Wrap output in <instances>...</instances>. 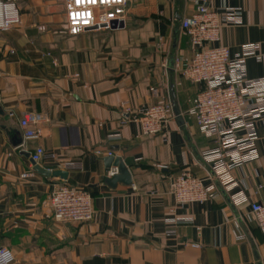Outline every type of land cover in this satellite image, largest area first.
Listing matches in <instances>:
<instances>
[{
  "label": "crops",
  "instance_id": "0c3cea01",
  "mask_svg": "<svg viewBox=\"0 0 264 264\" xmlns=\"http://www.w3.org/2000/svg\"><path fill=\"white\" fill-rule=\"evenodd\" d=\"M13 1L20 23L0 31V105L8 114L0 115V247L11 250L13 264H264V236L248 203L232 206L218 188L214 198L177 205L169 192L183 170L216 186L201 156L214 138L188 113L201 85L174 65L183 125L173 118L164 133L145 136L136 121L139 107L169 99L168 60L192 51L180 20L197 3L240 9L242 23L223 26L216 42L235 55L254 42L264 53V0H126L122 27L76 36L66 33L64 0ZM246 69L250 78L264 77V60L248 58ZM28 113L42 117L38 136L29 139L19 122ZM255 128L259 157L235 175L249 201L264 203V119ZM13 135L21 138L17 146ZM38 146L81 167L65 179L44 176L31 159ZM108 152L122 157L130 185L104 182L113 168L103 161ZM39 166L62 169L51 159ZM62 182L90 192L91 220L53 218L50 194ZM168 217L192 221L174 227Z\"/></svg>",
  "mask_w": 264,
  "mask_h": 264
},
{
  "label": "built area",
  "instance_id": "2783aa9c",
  "mask_svg": "<svg viewBox=\"0 0 264 264\" xmlns=\"http://www.w3.org/2000/svg\"><path fill=\"white\" fill-rule=\"evenodd\" d=\"M64 6L66 33L76 36L89 30H110L114 21H123L126 0H64ZM19 23L20 13L15 2L0 0V31ZM241 23L239 8L222 5L214 10L197 3L193 12L180 20V28L188 36L192 51L186 56L175 57V65L181 77L201 85L188 113L194 117L200 133L215 141V146L204 151L202 158L209 163L213 178L234 206L248 203L250 219L264 236V203L249 201L242 179L235 175L237 169L259 157L255 123L264 119V77H248L246 60L253 58L261 62L264 53L256 42L244 44L235 55L229 47L216 44L223 26ZM173 118L169 99H164L139 107L136 121L141 135L148 136L164 133ZM41 119L36 113L25 114L20 119L25 138L38 136L39 129L35 125ZM118 137V134L109 135L110 139ZM31 159L38 165L44 159L54 160L66 171L81 167L79 161L60 159L41 146L34 149ZM33 173V170L24 172L20 177L26 178ZM115 173L117 168L113 167L107 176ZM218 186L206 185L202 178L183 170L171 180L169 192L177 205H185L216 197ZM50 207L56 221L86 222L93 217L90 192L66 182L57 184L51 191ZM165 221L175 227L190 223L192 218L168 217ZM168 232L174 234L175 229ZM13 262L11 250L0 247V264Z\"/></svg>",
  "mask_w": 264,
  "mask_h": 264
},
{
  "label": "water",
  "instance_id": "95a60500",
  "mask_svg": "<svg viewBox=\"0 0 264 264\" xmlns=\"http://www.w3.org/2000/svg\"><path fill=\"white\" fill-rule=\"evenodd\" d=\"M123 26V21H114L112 24V28L114 27H122ZM178 31V27L175 28L174 30V41H173V47H175L176 43V34ZM174 65H175V58L174 55L171 54L168 60V71H169V82H168V95H169V102L172 107L174 119L178 122V124L183 125V117L180 113V109L178 106L177 98H176V92H175V84L173 82V72H174ZM0 115L3 116L5 119L8 118V114L5 113L0 105ZM123 115L128 116L127 113H124ZM11 143L14 146H17L21 143V138L17 137V135H13L11 137ZM105 163V167L109 169L111 166L117 168V173L113 174L112 176L104 177V182L109 185L110 187H115L116 184L121 183L124 185H130L132 183V178H131V173L126 166V164L123 162L122 157L120 156H113V155H108L103 159ZM34 164V170L39 172L40 174L44 176H58L60 178H67L68 172L66 170L62 169H44L40 167L38 164ZM216 185L218 186V183L215 181ZM219 188V186H218ZM220 189V188H219ZM221 192L225 195V191L221 189ZM229 203L233 206V203L230 201L228 197ZM255 256L258 257V253L255 252ZM257 264H262L260 261H258Z\"/></svg>",
  "mask_w": 264,
  "mask_h": 264
}]
</instances>
